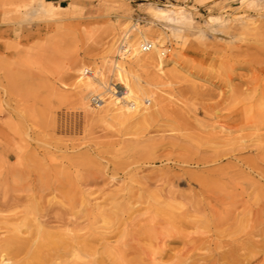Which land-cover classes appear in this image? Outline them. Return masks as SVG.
I'll list each match as a JSON object with an SVG mask.
<instances>
[{"label":"rangeland","instance_id":"1","mask_svg":"<svg viewBox=\"0 0 264 264\" xmlns=\"http://www.w3.org/2000/svg\"><path fill=\"white\" fill-rule=\"evenodd\" d=\"M56 1L48 16L39 0H0V264H175L183 232L255 215L264 112L230 135L216 120L264 73V0ZM174 5L180 24L153 14ZM129 22L168 34L171 54L162 72L135 69L153 101L144 119L121 121L94 97L86 108L76 77L110 60Z\"/></svg>","mask_w":264,"mask_h":264},{"label":"bare ground","instance_id":"2","mask_svg":"<svg viewBox=\"0 0 264 264\" xmlns=\"http://www.w3.org/2000/svg\"><path fill=\"white\" fill-rule=\"evenodd\" d=\"M56 2V0H39V11L45 15L54 16L60 8H63ZM248 3L254 2L248 0ZM153 11L154 15L164 17L174 24H180L186 17V10L176 5L171 8L156 6ZM243 16L240 25L244 29H251L250 26L254 24V21ZM121 32H123L122 35L112 41L110 60L100 64L93 60L90 65L79 67L76 85L82 92L83 105L86 108L90 107L88 100L94 97L95 106L101 107L104 115L113 114L121 121H128L135 116H142L141 118L144 119V113L153 101L154 92L149 91L153 84L148 81L143 82L135 69L147 65L154 66L162 72L166 64L165 56L167 52H171V47L166 46L168 34L164 31L143 28L133 22L124 24ZM173 36L178 37L177 34ZM143 43H150L151 47L142 50ZM168 60L175 63L174 58ZM105 64L109 72L115 75L123 86V95H115L110 89L105 78ZM229 76L230 74L226 78ZM247 89L250 91L249 95L234 97L233 103L226 107L224 110L226 119L216 120L220 131L226 135H230L232 130L243 128L245 123L242 120L243 114L249 113L250 118L254 119L255 111L264 112V73L262 75L254 70L252 79L247 83ZM263 120L264 113L260 122ZM247 122L254 124V127H258L256 124L261 125L251 119ZM262 123L264 124V121ZM134 148L138 149L136 145ZM263 217L264 206L260 207L255 215L249 211L243 216L235 217L232 222L229 221L231 217L224 212L217 217L221 223L206 222L205 233L191 237L183 232L182 244L185 254L177 258L175 264H264ZM193 223L197 228L205 222ZM5 260L1 258L0 262Z\"/></svg>","mask_w":264,"mask_h":264},{"label":"built area","instance_id":"3","mask_svg":"<svg viewBox=\"0 0 264 264\" xmlns=\"http://www.w3.org/2000/svg\"><path fill=\"white\" fill-rule=\"evenodd\" d=\"M150 47H151V44L150 43H143L141 48H142V50H147Z\"/></svg>","mask_w":264,"mask_h":264}]
</instances>
